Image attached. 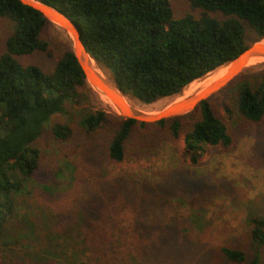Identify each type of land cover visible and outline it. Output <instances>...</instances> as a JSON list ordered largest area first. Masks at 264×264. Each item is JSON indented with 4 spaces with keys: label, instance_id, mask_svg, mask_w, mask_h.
<instances>
[{
    "label": "trees",
    "instance_id": "trees-1",
    "mask_svg": "<svg viewBox=\"0 0 264 264\" xmlns=\"http://www.w3.org/2000/svg\"><path fill=\"white\" fill-rule=\"evenodd\" d=\"M36 1L67 16L87 54L128 100L144 105L179 95L264 40V0H182L186 11H175L171 0ZM51 24L21 0H0V243L26 239L38 264H151L175 237L159 230L156 220H137L149 214L145 203L158 199L149 200L146 186L134 176L84 186L80 204L77 199L65 216L64 224H70L60 229L46 215L19 212L17 198L40 168L33 144L54 116L68 113L67 105L87 101L89 84L73 49L51 70L29 61L39 53L52 57L42 36ZM235 81L237 96L224 104V118L216 113L213 96L186 115L155 122L88 107L80 120L53 125L51 136L86 151L100 145L113 163H122L156 156L169 138L184 134L186 150L197 164L202 144L229 149L241 131L264 128V69ZM187 117L192 121L185 129ZM126 208L137 215L131 232L118 219ZM248 225L252 243L264 248V215L250 213ZM156 230L157 251L146 250L150 242L143 235ZM181 242L186 250L179 255L192 253L185 264L195 256L193 264H261L259 254L249 261L247 252L235 246L220 245L212 255Z\"/></svg>",
    "mask_w": 264,
    "mask_h": 264
},
{
    "label": "rangeland",
    "instance_id": "rangeland-1",
    "mask_svg": "<svg viewBox=\"0 0 264 264\" xmlns=\"http://www.w3.org/2000/svg\"><path fill=\"white\" fill-rule=\"evenodd\" d=\"M171 2L175 11L179 7L182 11L188 9L182 0ZM42 36L50 43L52 57L39 53L29 61L40 65L44 70L53 69L66 50L74 51V44L68 34L54 23ZM259 45H264V40ZM252 65H245L241 69ZM96 66L101 76L112 82L97 64ZM263 69L264 59L260 65L235 73L222 85L234 77L235 80L240 76L244 79ZM213 76L214 73H211L201 78L202 85ZM235 80L212 97L214 109L222 118L225 115L224 104H230L237 96ZM85 93V104L77 107L67 105L68 113L54 116L44 127L41 137L33 144L40 153V168L17 198L21 215H46L49 217L48 223L60 229L70 224H64L65 216L71 215L76 203L80 204L84 186L99 183L103 186L118 181L122 176L125 179L134 176L146 186V197L149 200L157 198L158 202L145 203L149 214L138 218L135 211L134 214L132 209L126 208L118 217L121 224L131 232L136 218L147 224L156 220L159 230H166L168 237H175L173 242L163 245L164 255L159 260L151 258V264H185L192 253L189 252L188 256L179 255L180 251L186 250V245L181 241L198 246L203 252L212 251V255H215L214 252L220 245L235 246L247 252L249 261L259 254L261 264H264V248L252 243L248 225L250 213L264 215V128L253 127L249 132L244 131L243 135L241 131L229 149L202 144L197 153V164L192 163V153L186 150L184 134L177 140L169 138L161 145L156 156L130 157L122 163H113L100 145L86 151L78 149L76 144L59 143L51 136L53 125L80 120L88 107L117 115L104 104L102 97L90 84ZM183 95L184 91L152 105L122 99L133 108L155 115L184 100L186 97ZM190 121L191 117L184 120L185 129ZM77 199L79 201L75 203ZM159 230L152 235H143V239L150 242L146 250L153 247V251H157ZM175 239L180 242H174ZM144 245L145 243L141 247ZM185 258L187 259L184 260ZM196 258L197 256L193 259ZM194 260H189V263L193 264ZM0 263L38 264V258L28 241L23 239L9 245L0 243Z\"/></svg>",
    "mask_w": 264,
    "mask_h": 264
},
{
    "label": "bare ground",
    "instance_id": "bare-ground-1",
    "mask_svg": "<svg viewBox=\"0 0 264 264\" xmlns=\"http://www.w3.org/2000/svg\"><path fill=\"white\" fill-rule=\"evenodd\" d=\"M24 1L33 4V5H35L38 8H41L44 11V13L49 17V19L51 20L52 23H54L58 27L64 29L65 32L68 34V37L71 39V41L74 44L73 47H74V50H75L76 54L79 57L80 62L84 66H87V65L89 66L90 65L92 67V69L97 74H99L101 76V74L99 72V69L96 66V63L93 61L92 58H90V56L83 49V46L80 44L79 39H78V34L71 28V26H69V24H67L65 22V20H63L62 18L57 16L55 14V12H53V11H51V10L45 8V7H42L41 5H39L38 3H36L33 0H24ZM262 59H264V58L251 59L249 62H247V64H244V65H242L241 67H239L237 69H235V67H233L232 63L229 64V65L222 66V67L216 69L215 71L211 72V73H214V76L210 80L206 81L205 85H202L203 83L201 82L202 80H200V79L196 80L193 83H191L190 85H188L183 90L184 91V95L183 96H185L186 98H188L190 96H194L195 98L192 100L191 104L187 108L188 109L187 111H190L191 109H193L198 104V102L200 100H202L203 98H206L212 92H214L216 89H218L220 84L222 85L232 75H234L235 73H238L240 71H244V70H246L248 68H251L254 65L255 66L256 65H260L262 63ZM248 64H251V65L253 64V65L248 67V68L241 69V68H243V66L248 65ZM211 73H209V75ZM94 89L102 97V99L104 101V104L109 109L112 108L111 110L114 111L115 114H117L118 116H126V117L129 116V117H132V116L135 115L134 113H137L139 115V118H142L143 120L154 121L156 119L161 118L163 115H168V114H164L168 109L165 112H163V113L155 114V115L153 113L150 114L148 112L144 113V112H142L139 109L131 107L128 103H126L124 101L125 100L124 98H123L124 100L122 99V96H120L116 91L113 90L114 96L123 104L122 108H119L113 99H111L107 95L103 94V92H101L99 89H96V88H94Z\"/></svg>",
    "mask_w": 264,
    "mask_h": 264
},
{
    "label": "water",
    "instance_id": "water-1",
    "mask_svg": "<svg viewBox=\"0 0 264 264\" xmlns=\"http://www.w3.org/2000/svg\"><path fill=\"white\" fill-rule=\"evenodd\" d=\"M23 3H25L26 5H29L33 8H35L36 10L40 11L41 13L44 14L45 17H47L49 19V17L44 13V11L41 8L36 7L35 5L25 2L24 0H21ZM36 3H38L39 5H41L42 7H45L53 12H55V14L57 16H59L60 18H62L63 20H65V22L67 24H69V26H71V28L78 34V39L80 44L83 46V43L81 41V35L79 30L77 29L76 25L65 15L59 13L57 10L41 4L40 2L33 0ZM49 21L51 22V20L49 19ZM52 23V22H51ZM263 41V40H262ZM261 41V42H262ZM260 42H257L255 44H253L252 46H250L245 52H243L238 58H236L235 60L231 61L229 64H233V67H235V69L241 67L244 64H247V62H249L251 59H255V58H264V45H259ZM83 49L86 52V49L83 46ZM75 52V50H74ZM87 53V52H86ZM76 54V52H75ZM89 55V54H88ZM77 56V54H76ZM78 58V57H77ZM91 58V57H90ZM79 60V59H78ZM80 62V60H79ZM80 64L82 65L84 72L86 74V78L88 83L94 87L99 89L101 92H103V94L107 95L108 97H110L111 99H113L115 101V103L117 104V106L119 108H122L123 104L114 96V91H116L120 96H122V98L127 99L123 93L115 86V84L113 82H109L105 79H103L99 74H97L92 67L89 65L84 66L81 62ZM235 80V77L231 80H229L228 82H226L224 85H222L219 89H216L214 92H212L209 96H207L206 98H203L202 100H200L198 102V104L203 101L206 100L210 97H212L214 94H216L217 92H219L220 90H222L223 88L227 87L230 83H232ZM218 84V83H217ZM182 92V91H181ZM194 96H190L188 98H185L182 101H178L174 104H172L171 106H169L170 108L164 113V114H168V115H163L160 119H157L155 121L161 120V119H169V118H175V117H179V116H183L186 115L192 111H194L196 109V107L198 106V104L189 112L187 111V108L189 107V105L191 104L192 100L194 99ZM171 113V114H170ZM135 115L132 117H125V118H135L138 121H143L146 122V120H143L142 118H139V115L137 113H134ZM170 114V115H169ZM153 121V122H155ZM149 122V121H147Z\"/></svg>",
    "mask_w": 264,
    "mask_h": 264
}]
</instances>
